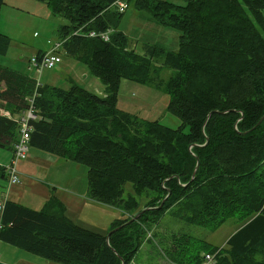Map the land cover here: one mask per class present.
Instances as JSON below:
<instances>
[{"label":"trees","instance_id":"1","mask_svg":"<svg viewBox=\"0 0 264 264\" xmlns=\"http://www.w3.org/2000/svg\"><path fill=\"white\" fill-rule=\"evenodd\" d=\"M38 1L67 19L59 28V48L84 63L105 93L99 96L75 82L67 88L37 84L0 66V146L12 149L19 131L2 109L19 114L35 93L29 146L85 165L89 198L125 215L111 222L108 231L121 227L107 242L108 231L74 223L56 197L38 209L4 199L0 241L63 264H130L143 242L165 259L162 264H264V117L256 124L264 115V0ZM129 2L176 28L177 49L153 44L139 54L130 48L117 28ZM101 33L108 34L106 40ZM8 43L0 32V55ZM165 68L173 70L164 84L166 108L181 120L178 128L116 106L122 79L154 81L153 73ZM195 156L199 165L190 180ZM0 177H5L1 165ZM167 213L209 231L231 217L237 226L218 246L178 225L157 230Z\"/></svg>","mask_w":264,"mask_h":264},{"label":"rangeland","instance_id":"2","mask_svg":"<svg viewBox=\"0 0 264 264\" xmlns=\"http://www.w3.org/2000/svg\"><path fill=\"white\" fill-rule=\"evenodd\" d=\"M66 24H68L67 19L54 15L44 1L4 0L0 10V32L8 36L9 43L6 54L0 55V66L28 75L34 78L37 84L51 83V85L67 88L75 82L103 96L105 88L103 82L95 77L84 63L63 55L61 48L58 49V54L61 55V63L64 67L57 63L51 69L44 67L40 74L28 68L32 54L38 51H48L56 41L61 39L59 28ZM117 28L127 35L129 47L139 54L146 53V45H161L169 50H176L178 47L179 31L176 28L162 25L147 12L136 10L131 2L126 5ZM159 62L160 59L156 63L160 64ZM170 72H173L171 68H165L158 73H153L154 81L146 83L122 79L117 92L116 106L139 118L158 120L170 128H178L182 123L181 120L166 108L169 95L164 89V84ZM47 78L51 81L45 82ZM6 148L0 147V165L3 166L5 174V177H0V201L7 199L10 191L17 192L18 197H21L18 198L20 203L38 209L41 206L42 194L50 191L51 196L60 198L59 200L66 204L67 215L74 223L101 234L108 231L114 219L124 217L125 214H122L119 208L92 200H82L77 194L70 192L69 189L79 193L87 191V167L85 165L58 158L52 153L30 146H28L25 157L16 162L19 181L8 185L6 164L10 159L11 151ZM129 190L130 184L127 183L123 197H126ZM145 201L146 199L142 198L140 204L143 205ZM177 225L182 232L204 238L218 246L224 244L237 226L235 218L231 217L215 231H209L206 227L184 224L167 213L160 222V228L156 227V229L164 231L177 227ZM0 250L4 253L6 260L4 264H30L18 261V259L28 261L27 259L31 256L39 257L2 241H0ZM155 254L152 244L143 242L137 257L130 264H136L140 259H157L158 264L164 263L165 259L160 257V254Z\"/></svg>","mask_w":264,"mask_h":264},{"label":"built area","instance_id":"3","mask_svg":"<svg viewBox=\"0 0 264 264\" xmlns=\"http://www.w3.org/2000/svg\"><path fill=\"white\" fill-rule=\"evenodd\" d=\"M117 4L119 6V10L123 9V3L120 1H117ZM94 33L90 32L89 36H93ZM101 38L107 39L108 34L106 33H101L100 34ZM58 44H56L50 52L43 53L37 58L36 56H32L29 59L30 65L34 66L36 70L39 72L41 68L43 67H51L54 65L56 61V56L53 54L54 49L57 47ZM35 92V91H34ZM35 93H33L31 96L28 97V102L29 105L27 108L23 109L16 117H12L9 114H6L11 119L16 120V123L18 125L19 129V136L17 141L14 143V148H13V156L10 161V163L7 165V170H8V183L9 184H14L18 182L19 180V173L16 170V162L24 158L26 155V152L28 150V142H29V133H30V128L31 126L29 125L30 120L36 119V114L33 112L31 101ZM2 202H0V211L2 208ZM207 258L210 259V256L207 255ZM211 261V260H210Z\"/></svg>","mask_w":264,"mask_h":264},{"label":"crops","instance_id":"4","mask_svg":"<svg viewBox=\"0 0 264 264\" xmlns=\"http://www.w3.org/2000/svg\"><path fill=\"white\" fill-rule=\"evenodd\" d=\"M61 41V39L60 40H58V41H56V43L57 42H60ZM52 47V46H51ZM50 47V48H51ZM37 54V53H36ZM62 62V60H60V64L64 67V65L61 63ZM57 65V64H56ZM56 65H54L52 68H54ZM51 69V68H50ZM65 69V68H64ZM45 82H50L51 80H50V78H47V79H45L44 80ZM44 84H49V83H44ZM49 85H51V83L49 84ZM9 111V109L8 108H3L2 109V112H4V111ZM1 147V146H0ZM7 149V148H6ZM10 151H11V149H10ZM11 156H12V151H11ZM11 156H10V159H11ZM27 157V156H26ZM59 158V157H58ZM6 159V158H5ZM10 159H9V161H10ZM8 161V162H9ZM21 165H23V164H21ZM21 165H19V167L21 166ZM24 166V165H23ZM76 167H79V166H76ZM21 168V167H20ZM25 168V167H24ZM26 171H27V169H26ZM25 171V172H26ZM70 180H72V179H70ZM74 181V180H73ZM70 190V192H72L73 194H77V196H79V197H81L82 198V200H88V201H91V199L89 198V196H88V193H87V191L85 190V192L83 191L82 193H79V192H75V191H73V189H69ZM7 191H8V189H7ZM36 191H38V189H36ZM51 194V192L50 191H48V192H46V193H43L42 194V196L43 197H41V201H40V204H41V206L44 204V202L46 201V200H48V198L51 196L50 195ZM9 195H11V197L9 196ZM9 195H8V197H7V199H10V200H13V201H16V202H19L18 200V198H21V197H18V194H17V192H11L10 191V193H9ZM60 199V198H59ZM93 201V200H92ZM20 203V202H19ZM64 205H65V207H66V210H65V213H66V216L68 217V218H70L68 215H67V206H66V204L64 203ZM40 206V207H41ZM39 207V208H40ZM73 213V212H72ZM121 217H123V216H121ZM74 218V217H73ZM71 219V218H70ZM72 220V219H71ZM2 245V244H1ZM3 246V245H2ZM4 247V246H3ZM5 249V248H4ZM28 261H26V259H18V261H21V262H29L30 264H54L53 262H49V261H47V260H45V259H43V258H39V257H29L28 259H27ZM4 263H6V260H5V257H4V253L2 252V250H0V264H4Z\"/></svg>","mask_w":264,"mask_h":264},{"label":"water","instance_id":"5","mask_svg":"<svg viewBox=\"0 0 264 264\" xmlns=\"http://www.w3.org/2000/svg\"><path fill=\"white\" fill-rule=\"evenodd\" d=\"M263 117H264V115H263V116L257 121L256 124H258V123L261 121V119H262ZM253 127H254V126H253ZM245 132H247V131H244V132H242V133H245ZM206 142H207V138H206L205 143H206ZM195 159H196V164H195V166H194V168H193V171H192V174H191V178H190V180L193 179L194 174H195V171H196V169H197V167H198V165H199V159H198V157L195 156ZM167 195H168V194H166V196H167ZM166 196H165V197H166ZM165 197H164V198H165ZM162 202H163V200H161V202H160V204H159L158 206H160ZM138 215H139V213L133 215V216H132L127 222H130V221L136 219V218L138 217ZM119 227H121V225H118V226H116V227L110 229V230L106 233V241H107V242H108V237H109L110 233L113 232V231H115V230L118 229ZM121 264H123V263H121Z\"/></svg>","mask_w":264,"mask_h":264}]
</instances>
